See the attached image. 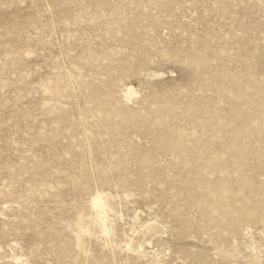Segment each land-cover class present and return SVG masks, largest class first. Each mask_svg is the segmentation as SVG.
Instances as JSON below:
<instances>
[{"label": "rangeland", "instance_id": "374dc122", "mask_svg": "<svg viewBox=\"0 0 264 264\" xmlns=\"http://www.w3.org/2000/svg\"><path fill=\"white\" fill-rule=\"evenodd\" d=\"M0 264H264V0H0Z\"/></svg>", "mask_w": 264, "mask_h": 264}, {"label": "bare ground", "instance_id": "6f19581e", "mask_svg": "<svg viewBox=\"0 0 264 264\" xmlns=\"http://www.w3.org/2000/svg\"><path fill=\"white\" fill-rule=\"evenodd\" d=\"M129 90H131V89H129ZM101 195H99V197H100ZM97 198V197H96ZM95 208H98L99 206H100V201L98 200V198L96 199V201H95Z\"/></svg>", "mask_w": 264, "mask_h": 264}]
</instances>
